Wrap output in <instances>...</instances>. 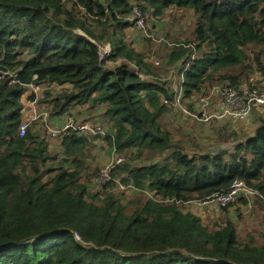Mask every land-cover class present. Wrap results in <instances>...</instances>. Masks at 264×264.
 Segmentation results:
<instances>
[{"label": "trees", "instance_id": "1", "mask_svg": "<svg viewBox=\"0 0 264 264\" xmlns=\"http://www.w3.org/2000/svg\"><path fill=\"white\" fill-rule=\"evenodd\" d=\"M134 3L155 15L193 13L194 47L174 46L168 57L178 67L173 90L147 78L148 58L125 40ZM105 44L111 53L100 60ZM251 48L264 74V0H0V73L19 82L0 81V264H264V234L258 243L230 221L211 229L181 209L235 180L264 197V118L241 142L233 133L219 141L238 140L231 148L207 152L159 123L179 94L185 105L216 78L236 84L230 72L249 67ZM31 83L71 87L53 100L56 114L86 103L99 110L104 140L127 156L113 176L137 189L129 200L92 194L83 182L93 138H61L58 159L32 127L19 137Z\"/></svg>", "mask_w": 264, "mask_h": 264}, {"label": "rangeland", "instance_id": "2", "mask_svg": "<svg viewBox=\"0 0 264 264\" xmlns=\"http://www.w3.org/2000/svg\"><path fill=\"white\" fill-rule=\"evenodd\" d=\"M136 4V3H134ZM133 4V5H134ZM137 5V4H136ZM149 11L153 12L152 9ZM195 18L192 11L180 10L174 7L164 10L161 14H152L150 20V36L151 39L145 38L134 30V28L127 29L125 31L127 43H130L134 50L149 60L151 75L147 78H154L161 82L168 83L169 87L173 90L178 86V67L168 65V57L172 52V47L168 44L184 45L194 47L192 41V32L194 29ZM186 47V48H189ZM257 48H251L247 50L249 55V67L244 69L243 73L240 69L231 70L232 76L238 78V82L233 84L230 80L218 78L212 80L204 85L203 91L198 95H193L190 99H185V105L190 111H197V113L203 112L204 109H212L222 98V89L226 85H230L235 88H252L257 90H264V74L258 70L257 61L254 58L253 51ZM257 52V50H256ZM264 52V48H263ZM159 62V66H155L154 63ZM260 62L264 65V54L260 57ZM109 68L113 66L109 63ZM141 78H144L143 76ZM32 88H29L27 93L24 91L22 105L25 97L30 95L33 89L38 92L39 102L43 107H49V113L51 118L56 117V113L53 110V100L60 99L63 102V96H68L71 92L69 85L56 86L54 84H31ZM221 91V93H216ZM182 97V96H181ZM76 116L77 119L87 118L90 120H96L101 123L106 129V119L100 115L98 109L91 108L89 103L75 106L71 110H68ZM258 118H264V107L253 110V112L243 121L233 122L226 120L224 122H218L212 120L209 123H202L193 121L189 118L183 117L174 111H166L159 119V123L164 128L171 132L172 138L176 141H192L195 150L207 152L213 151L220 147L231 148L236 141L244 140L245 136H251L254 129L258 125ZM39 124H33V129L39 128ZM109 132V129L107 130ZM233 133L237 136L243 135V138L236 140L235 142H219L222 139H227L229 135ZM50 147V151L53 156L57 155L58 159L61 158L60 141L50 140L44 134L41 135ZM91 146L88 150H85L87 158L85 160V168L82 175L83 182H87L88 188L92 194L93 179L98 174L99 169L108 162L109 155L107 152L110 148L108 142L104 139H91ZM128 154V153H127ZM114 159H123L122 163L127 161L125 154L119 155L115 153ZM118 167V166H117ZM114 171V170H113ZM115 172V171H114ZM124 175L114 176L115 179H120ZM110 191L116 199H121L124 194H121L115 189L113 185L108 186ZM103 197V196H101ZM128 196L126 197V199ZM246 203L235 202L227 208H219L216 206L207 207L204 213L199 214L198 206L196 202H188L184 204L181 209L183 211L191 212L193 215L199 217L203 224L209 228L214 229L223 226L226 221H230L236 227L238 235L244 237V235L253 234V238H257V242L261 243L264 234V203L258 202L257 196H252L245 200ZM131 204V203H130ZM130 212L131 210H127ZM204 214V215H203Z\"/></svg>", "mask_w": 264, "mask_h": 264}, {"label": "built area", "instance_id": "3", "mask_svg": "<svg viewBox=\"0 0 264 264\" xmlns=\"http://www.w3.org/2000/svg\"><path fill=\"white\" fill-rule=\"evenodd\" d=\"M152 14L147 9H142L138 5L134 4L131 12V20L133 28L136 32L143 35L147 39H151L150 32V20ZM170 47L177 46L175 44H168ZM98 56L100 60H105L111 53V48L108 44L98 45ZM183 48L188 46L182 45ZM194 56H192L193 58ZM155 66H159V62L154 63ZM8 77L11 84H19L16 79V74L0 73V81H3ZM33 84V83H31ZM31 84L24 85L25 90L31 87ZM222 98L212 109H204L203 112L197 113V111H190L181 102V95L179 94L174 102L169 104L174 112L180 114L183 117L189 118L193 121L202 123H209L212 120L218 122H224L226 120L238 122L243 121L253 112L261 107H264V90H257L252 88H235L230 85H226L222 89ZM27 93V91H25ZM216 93H221L217 91ZM24 95V94H23ZM33 96L32 99L29 97ZM49 107H43L39 102L38 92L33 89L30 95L25 97L22 111L21 122L18 128L19 137L25 136L29 128L38 123L40 126L37 129H33L40 135L44 134L50 140H60L68 134H74L77 137H86L93 139H105L110 135L101 123L96 120H90L87 118L77 119L71 112L58 113L56 117L51 118L49 113ZM58 121V123H57ZM116 150L114 147L109 148L107 155H109L108 162L105 163L100 169L98 174L93 179L92 191L93 193H102L108 189V186L114 184L115 189L124 194L120 201H127L126 194H135L137 189L132 184H123L119 179H115L113 176V170L119 166L123 159H114ZM252 196H257L264 200V197L259 194L255 189L246 185L243 181L235 180L230 186L229 190L224 193H215L208 197L203 202H196V205L200 209H204L211 206L219 208H227L237 202L239 199H245ZM74 238L78 241L79 237L75 233Z\"/></svg>", "mask_w": 264, "mask_h": 264}, {"label": "crops", "instance_id": "4", "mask_svg": "<svg viewBox=\"0 0 264 264\" xmlns=\"http://www.w3.org/2000/svg\"><path fill=\"white\" fill-rule=\"evenodd\" d=\"M72 108H73V107H72ZM72 108H71V109H72ZM71 109H70V110H71ZM57 115H58V113H57ZM57 123H58V121H57ZM85 163H86V162H85ZM132 195H133V194H126L125 197L128 196L127 199L129 200V198H131ZM125 202H126V201H124V202L121 201V203H125ZM205 209H206V208H204V209H200V208L198 207V212H199V214L204 213ZM203 215H204V214H203ZM235 228H236V227H235ZM244 237H253V234L244 235Z\"/></svg>", "mask_w": 264, "mask_h": 264}, {"label": "water", "instance_id": "5", "mask_svg": "<svg viewBox=\"0 0 264 264\" xmlns=\"http://www.w3.org/2000/svg\"><path fill=\"white\" fill-rule=\"evenodd\" d=\"M33 136L37 137V136H39V134L37 132H33Z\"/></svg>", "mask_w": 264, "mask_h": 264}]
</instances>
